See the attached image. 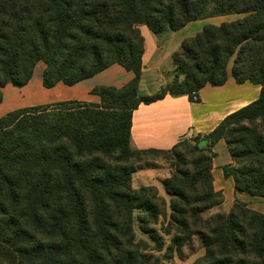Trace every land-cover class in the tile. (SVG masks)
<instances>
[{
  "label": "trees",
  "instance_id": "1",
  "mask_svg": "<svg viewBox=\"0 0 264 264\" xmlns=\"http://www.w3.org/2000/svg\"><path fill=\"white\" fill-rule=\"evenodd\" d=\"M228 15L240 17L181 41L170 84L139 93V25L160 33ZM113 64L133 78L92 88L98 102L0 116V264H151L155 253L171 259L192 237L204 251L193 264H264L263 213L235 200L226 213L202 216L223 203L211 172L220 139L231 158L221 169L235 192L264 199V0H0V102L5 85H26L38 67L49 89ZM228 73L258 86V97L168 149L130 146L140 105L167 94L198 103L199 90L223 85ZM147 153L174 161L161 183L168 202L154 186L131 185Z\"/></svg>",
  "mask_w": 264,
  "mask_h": 264
},
{
  "label": "crops",
  "instance_id": "2",
  "mask_svg": "<svg viewBox=\"0 0 264 264\" xmlns=\"http://www.w3.org/2000/svg\"><path fill=\"white\" fill-rule=\"evenodd\" d=\"M138 28L144 39L139 93L140 89L144 88L145 82V87L150 86L149 88L154 91L143 95H151L171 83L174 77V68L172 66L171 75L167 78H163L157 72L162 52V48L157 44L155 36V34L159 33L154 34L149 28H144L141 25ZM172 50H169V52H173ZM39 76H41V68ZM132 78L133 74L131 72H127L121 66L113 64L95 76L68 87L83 86V93L74 99L98 102L99 98L89 93L92 88L102 85L121 87ZM39 80L41 81V77ZM9 85L11 84L5 85L2 89L8 88ZM58 85L63 84L58 83L52 88ZM258 95V86L252 85L249 82L238 84L230 73H228L227 80L223 85L212 86L206 84L201 88L198 92L200 100L198 103L190 102L186 95L171 96L167 94L159 100L149 104H142L133 111L130 128V146L133 149H168L180 140L198 134H207L226 115L246 106L254 101ZM67 100L70 99L68 98ZM14 109L1 111L0 116ZM212 150L216 154L212 161L211 171L213 187L216 191L222 192V204L227 203L230 206L235 200L247 203L254 201L257 197L235 192L232 177H225L223 175L222 166L231 162L225 141L223 139L217 141ZM251 209L260 212L258 208L253 207Z\"/></svg>",
  "mask_w": 264,
  "mask_h": 264
},
{
  "label": "rangeland",
  "instance_id": "3",
  "mask_svg": "<svg viewBox=\"0 0 264 264\" xmlns=\"http://www.w3.org/2000/svg\"><path fill=\"white\" fill-rule=\"evenodd\" d=\"M240 15H228V16H218L209 19L197 20L180 30L172 31L166 30L162 33L155 34L156 42L162 48L161 61L158 65L157 72L167 78L171 75L172 64L171 55L180 46L182 39L194 36L199 32L205 24H215L218 25L224 21H232L239 18ZM144 28H148L146 25H141ZM173 49V52L169 50ZM39 67L35 70L34 76L31 81L22 87H16L9 85L8 88L2 89V100L0 102V112L8 111L11 108H22L31 105H40L52 102H58L69 99H74L83 93V86L68 87L65 85H58L55 88L46 89L41 85L39 78ZM140 89V94H149L154 90L150 89V86ZM196 136V135H194ZM193 136V137H194ZM136 164V170L132 174L131 185L133 188H139L142 186H154L159 195H161L166 202L169 198L165 194L162 187V180L168 177L172 170L173 159L170 158L168 154H156L147 153L142 154ZM233 203V202H232ZM231 203V204H232ZM246 204L249 208H258L260 213L264 214V199L257 197L254 201L249 203L242 202ZM231 206V205H230ZM230 206L227 203L221 204L214 209H210L203 213L204 218H208L214 212L226 213ZM263 210V211H261ZM259 212V211H258ZM163 222L162 219H160ZM169 244V238L165 239V248ZM203 248L197 237H192L189 241L181 247L178 251H175L171 259H163L161 253H155V258L151 264H193L197 258L203 255Z\"/></svg>",
  "mask_w": 264,
  "mask_h": 264
}]
</instances>
